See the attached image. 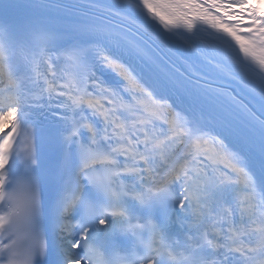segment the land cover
Wrapping results in <instances>:
<instances>
[{
	"label": "snow or ice",
	"instance_id": "1",
	"mask_svg": "<svg viewBox=\"0 0 264 264\" xmlns=\"http://www.w3.org/2000/svg\"><path fill=\"white\" fill-rule=\"evenodd\" d=\"M0 264H264V0H0Z\"/></svg>",
	"mask_w": 264,
	"mask_h": 264
}]
</instances>
